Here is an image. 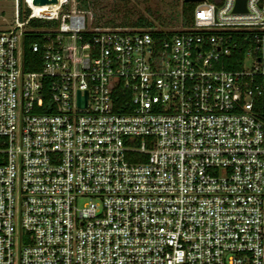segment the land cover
<instances>
[{
	"label": "built area",
	"instance_id": "obj_1",
	"mask_svg": "<svg viewBox=\"0 0 264 264\" xmlns=\"http://www.w3.org/2000/svg\"><path fill=\"white\" fill-rule=\"evenodd\" d=\"M31 1L0 30V264H264V0L169 35Z\"/></svg>",
	"mask_w": 264,
	"mask_h": 264
},
{
	"label": "rangeland",
	"instance_id": "obj_2",
	"mask_svg": "<svg viewBox=\"0 0 264 264\" xmlns=\"http://www.w3.org/2000/svg\"><path fill=\"white\" fill-rule=\"evenodd\" d=\"M182 0H67L62 12L86 11L90 28L142 29L138 21L151 24L162 33L180 32L188 27L181 16ZM24 9V7H23ZM14 0H0V30L12 26Z\"/></svg>",
	"mask_w": 264,
	"mask_h": 264
},
{
	"label": "trees",
	"instance_id": "obj_3",
	"mask_svg": "<svg viewBox=\"0 0 264 264\" xmlns=\"http://www.w3.org/2000/svg\"><path fill=\"white\" fill-rule=\"evenodd\" d=\"M18 3V17L19 19L23 20L26 15L28 14V9L24 7L22 0H17ZM24 7V9H23ZM192 11H193V4L186 3L181 1V16L184 21V24L188 27L192 20ZM136 26L139 28H150L151 24L146 21H138ZM57 22L54 20H41V19H30L27 23V28L40 30V29H47V28H56ZM165 33L166 35L171 34ZM161 34V33H160ZM42 34L40 33H32L31 31H26L22 34L21 38V59H22V67L24 71H37L40 68V52H32L30 46L32 43H39L41 41ZM230 62H227L224 66L226 70H232L235 68L234 62L238 64L240 61V52L238 53L237 49H235L230 56ZM225 63V61H224Z\"/></svg>",
	"mask_w": 264,
	"mask_h": 264
},
{
	"label": "water",
	"instance_id": "obj_4",
	"mask_svg": "<svg viewBox=\"0 0 264 264\" xmlns=\"http://www.w3.org/2000/svg\"><path fill=\"white\" fill-rule=\"evenodd\" d=\"M183 2L186 3H193V2H200L203 0H182ZM56 0H32L31 4L32 5H38V6H43L46 4H51V3H55ZM234 11L235 10H244V0H235V5H234ZM77 106L79 108H82L85 106V97H79L78 93H77Z\"/></svg>",
	"mask_w": 264,
	"mask_h": 264
},
{
	"label": "bare ground",
	"instance_id": "obj_5",
	"mask_svg": "<svg viewBox=\"0 0 264 264\" xmlns=\"http://www.w3.org/2000/svg\"><path fill=\"white\" fill-rule=\"evenodd\" d=\"M29 4H30V1L31 0H26ZM32 10H33V14H37L39 11H44V10H47L48 7L46 6H33V5H30Z\"/></svg>",
	"mask_w": 264,
	"mask_h": 264
}]
</instances>
